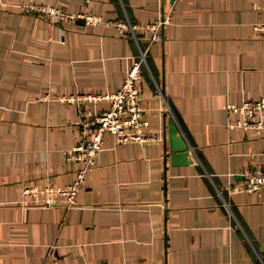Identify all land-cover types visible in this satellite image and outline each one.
Returning a JSON list of instances; mask_svg holds the SVG:
<instances>
[{"label": "crops", "instance_id": "crops-1", "mask_svg": "<svg viewBox=\"0 0 264 264\" xmlns=\"http://www.w3.org/2000/svg\"><path fill=\"white\" fill-rule=\"evenodd\" d=\"M25 3L133 24L171 6L172 21L150 41L140 26L134 36L54 21ZM262 20L264 0H0V264H264V188L230 190L264 169V133L229 111L264 98ZM140 48L144 130L158 138L115 144L104 133L76 204L25 205L24 185L75 178L83 163L65 150L83 113L109 106L76 97L117 91ZM170 118L189 162L172 160Z\"/></svg>", "mask_w": 264, "mask_h": 264}, {"label": "built area", "instance_id": "built-area-1", "mask_svg": "<svg viewBox=\"0 0 264 264\" xmlns=\"http://www.w3.org/2000/svg\"><path fill=\"white\" fill-rule=\"evenodd\" d=\"M23 11L38 12L54 21L84 20L89 25L115 26L129 30L135 36L136 27L149 30L150 41L162 38L161 28L172 21V7L154 20L143 24L131 23L125 19L109 20L91 11L68 12L62 7L45 3H25L20 5ZM253 28L264 36V20L253 23ZM147 64L146 51L140 48L139 53L128 66L122 85L115 92L89 93L78 95L79 104L95 103L107 99L109 106L94 112L83 113L81 120L82 137L65 154L71 160L81 161L83 165L76 170L75 178L68 184L60 186L48 178L44 185L28 183L21 189L25 205L51 206L57 203L70 207L76 204V196L85 181L87 168L95 165L103 150V135L111 133L115 144L153 141L158 138L154 133L144 130V107L142 105V74ZM74 98V97H73ZM229 111L239 114L236 124L253 134L264 133V98L246 99L240 104L229 105ZM88 115V116H87ZM87 116V117H86ZM264 188V169L248 170L243 179L230 186L231 191H259Z\"/></svg>", "mask_w": 264, "mask_h": 264}, {"label": "water", "instance_id": "water-1", "mask_svg": "<svg viewBox=\"0 0 264 264\" xmlns=\"http://www.w3.org/2000/svg\"><path fill=\"white\" fill-rule=\"evenodd\" d=\"M169 147L173 151L172 160L174 163H186L190 159V150L185 138L179 132V128L173 119H169Z\"/></svg>", "mask_w": 264, "mask_h": 264}, {"label": "rangeland", "instance_id": "rangeland-1", "mask_svg": "<svg viewBox=\"0 0 264 264\" xmlns=\"http://www.w3.org/2000/svg\"><path fill=\"white\" fill-rule=\"evenodd\" d=\"M263 36V35H262ZM30 184V183H29Z\"/></svg>", "mask_w": 264, "mask_h": 264}]
</instances>
